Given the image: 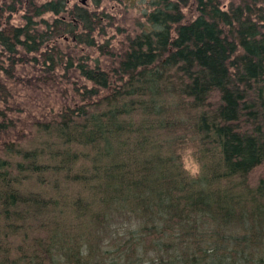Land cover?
<instances>
[{
	"label": "trees",
	"instance_id": "16d2710c",
	"mask_svg": "<svg viewBox=\"0 0 264 264\" xmlns=\"http://www.w3.org/2000/svg\"><path fill=\"white\" fill-rule=\"evenodd\" d=\"M70 1L0 0V264H264V0Z\"/></svg>",
	"mask_w": 264,
	"mask_h": 264
},
{
	"label": "rangeland",
	"instance_id": "374dc122",
	"mask_svg": "<svg viewBox=\"0 0 264 264\" xmlns=\"http://www.w3.org/2000/svg\"><path fill=\"white\" fill-rule=\"evenodd\" d=\"M74 6L88 9L105 17L106 19H104L100 28L104 29L106 35L111 36L112 44L123 41L126 37L133 36L145 29L144 14L148 10V1L146 0H85L83 4L82 0H71L68 9ZM3 15L4 19L9 16V14ZM9 18L11 19L10 24L19 25L16 15L9 16ZM81 54L84 57L86 55L83 50H81ZM15 103L21 115L19 117L22 119L21 123L25 125L33 120L46 117L45 115L52 106L56 105L54 100L50 101L45 94L33 90L21 91L20 95L16 93ZM183 163L188 172L191 174L197 173V166L187 155ZM251 178L253 180L264 179V167L257 169Z\"/></svg>",
	"mask_w": 264,
	"mask_h": 264
},
{
	"label": "water",
	"instance_id": "95a60500",
	"mask_svg": "<svg viewBox=\"0 0 264 264\" xmlns=\"http://www.w3.org/2000/svg\"><path fill=\"white\" fill-rule=\"evenodd\" d=\"M85 2V0H82V4Z\"/></svg>",
	"mask_w": 264,
	"mask_h": 264
}]
</instances>
